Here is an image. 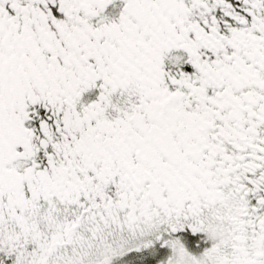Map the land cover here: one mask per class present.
<instances>
[{
    "label": "snow or ice",
    "instance_id": "snow-or-ice-1",
    "mask_svg": "<svg viewBox=\"0 0 264 264\" xmlns=\"http://www.w3.org/2000/svg\"><path fill=\"white\" fill-rule=\"evenodd\" d=\"M0 264H264V0H0Z\"/></svg>",
    "mask_w": 264,
    "mask_h": 264
}]
</instances>
